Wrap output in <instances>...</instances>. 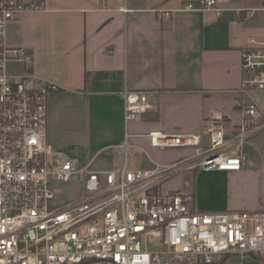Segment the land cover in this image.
Segmentation results:
<instances>
[{
    "label": "crops",
    "instance_id": "0c3cea01",
    "mask_svg": "<svg viewBox=\"0 0 264 264\" xmlns=\"http://www.w3.org/2000/svg\"><path fill=\"white\" fill-rule=\"evenodd\" d=\"M25 1L41 9L8 23L5 44L32 52L33 77L58 88L48 96L50 147L80 167L152 171L193 151L156 149L146 135L198 134L209 146L220 116L226 151L248 163L185 171L178 191L191 194L200 212L264 211V94L240 91L242 49L251 39L264 45V0H217L220 16L185 10L198 0ZM8 68L24 72L20 64ZM125 91L160 92L158 109L126 124ZM242 99L258 104L257 118L244 115ZM242 126L254 132L238 147ZM131 150L146 162L130 164Z\"/></svg>",
    "mask_w": 264,
    "mask_h": 264
},
{
    "label": "built area",
    "instance_id": "2783aa9c",
    "mask_svg": "<svg viewBox=\"0 0 264 264\" xmlns=\"http://www.w3.org/2000/svg\"><path fill=\"white\" fill-rule=\"evenodd\" d=\"M198 2L185 10L222 14L217 0ZM40 9L0 0V264H215L230 255L264 262V211L200 212L191 194L162 189L185 171H238L248 163L226 151L223 117L214 119L209 146L198 134L146 135L156 149L193 151L152 171L80 167L49 146L48 96L58 88L33 77L32 52L5 44L8 23ZM241 57L240 91L264 94V45L251 39ZM10 63L23 74L10 75ZM122 98L129 124L158 109L160 92L125 91ZM237 105L247 118L259 116L256 102ZM253 132L242 126L233 143L242 146ZM75 182L84 193L58 204L56 186Z\"/></svg>",
    "mask_w": 264,
    "mask_h": 264
},
{
    "label": "rangeland",
    "instance_id": "374dc122",
    "mask_svg": "<svg viewBox=\"0 0 264 264\" xmlns=\"http://www.w3.org/2000/svg\"><path fill=\"white\" fill-rule=\"evenodd\" d=\"M6 40V35H5ZM6 42V41H5ZM14 69H17L18 66H14ZM259 94V93H258ZM191 153V152H190ZM188 153V154H190ZM130 164L134 161L146 162V159L142 156H136L132 153L130 154ZM183 181V175L179 174L171 179L167 180L162 185V189L171 190V191H178V188L181 187ZM63 193V195L59 196L58 204H62L64 201L77 198L84 193L83 187L78 183L75 182L71 185H57L56 186V193ZM215 264H264V262L260 261L255 256H242V255H230L219 259Z\"/></svg>",
    "mask_w": 264,
    "mask_h": 264
}]
</instances>
